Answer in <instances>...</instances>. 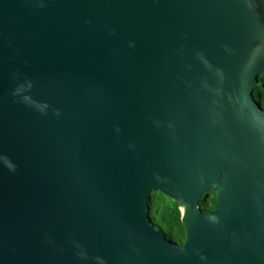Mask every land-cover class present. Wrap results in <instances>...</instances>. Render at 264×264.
Segmentation results:
<instances>
[{
  "label": "water",
  "instance_id": "1",
  "mask_svg": "<svg viewBox=\"0 0 264 264\" xmlns=\"http://www.w3.org/2000/svg\"><path fill=\"white\" fill-rule=\"evenodd\" d=\"M263 75L264 0H0V264H264Z\"/></svg>",
  "mask_w": 264,
  "mask_h": 264
},
{
  "label": "trees",
  "instance_id": "2",
  "mask_svg": "<svg viewBox=\"0 0 264 264\" xmlns=\"http://www.w3.org/2000/svg\"><path fill=\"white\" fill-rule=\"evenodd\" d=\"M257 80L258 84L263 85L258 87V91L253 90L252 96L264 111V75L259 76ZM211 195V200H206L207 195L199 198L197 205L202 213H207L212 209L215 199L214 194L211 193ZM148 217L155 228L160 227L166 240L176 245L183 243L184 233L179 223V213L175 203L159 193H153L148 202Z\"/></svg>",
  "mask_w": 264,
  "mask_h": 264
},
{
  "label": "rangeland",
  "instance_id": "3",
  "mask_svg": "<svg viewBox=\"0 0 264 264\" xmlns=\"http://www.w3.org/2000/svg\"><path fill=\"white\" fill-rule=\"evenodd\" d=\"M211 198H212V195L211 193H209V195L206 196V200H211Z\"/></svg>",
  "mask_w": 264,
  "mask_h": 264
}]
</instances>
